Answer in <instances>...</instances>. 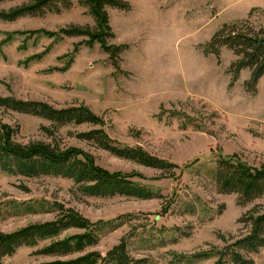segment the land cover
<instances>
[{"label":"rangeland","instance_id":"obj_1","mask_svg":"<svg viewBox=\"0 0 264 264\" xmlns=\"http://www.w3.org/2000/svg\"><path fill=\"white\" fill-rule=\"evenodd\" d=\"M18 1H2L0 9ZM126 1L128 10L108 8L114 33L108 41L125 46L118 66L99 43L88 46L83 36L51 35L69 24H95L78 3L61 13L0 20V95L57 108L85 104L104 120L102 127L115 142L140 146L176 167H148L77 137L99 125L56 128L62 147L81 150L101 168L161 196H88L69 178L0 172V232L5 235L55 221L67 211L92 224L106 222L95 231L97 243L84 251L42 252L56 240L88 231L72 227L18 247L2 264L63 263L92 253L100 257L95 264H104L102 257L125 238L129 254L141 264H214L248 234L251 225L241 221L247 211L264 203L240 205L236 194L219 191L213 174L220 155L251 167L264 165V75L255 92L249 91L250 69L236 78L231 69L238 56L227 47L218 55L209 48L225 23L264 27V0ZM0 121L18 128L16 140L23 144L52 141L42 129L51 126L44 118L0 108ZM249 256L254 264H264V249Z\"/></svg>","mask_w":264,"mask_h":264},{"label":"trees","instance_id":"obj_2","mask_svg":"<svg viewBox=\"0 0 264 264\" xmlns=\"http://www.w3.org/2000/svg\"><path fill=\"white\" fill-rule=\"evenodd\" d=\"M7 1V0H0ZM14 1V0H10ZM75 3L87 8L95 24H69L51 35L83 36L84 43L93 46L99 43L103 50L119 65L118 59L125 46L110 43L114 37L109 22L108 8L128 10L126 0H19L8 9H0V20L14 21L25 16H45L49 13H61L71 9ZM222 47L231 49L238 56L231 65L235 76L244 68L251 71L246 82L247 89L255 92L259 79L264 75V27L255 28L248 22L225 23L211 38L209 48L213 54H219ZM0 108L19 113L35 115L51 122L50 127L43 126L51 142L32 141L23 144L16 140L19 132L14 125L0 121V172L24 177L43 175L61 176L74 181L84 195L112 197L124 195L136 198H154L161 196L148 186L129 179L126 175L110 172L101 168L91 155L84 154L74 147H62L56 138V128L66 124L99 125L100 128L79 132L77 137L109 151L111 154L138 162L148 167L170 170L176 165L154 156L140 146H122L107 134L104 120L85 104L57 108L40 100H24L14 96L0 95ZM215 183L221 193L236 194L240 205H247L257 199L264 201V165L251 167L233 156H218L213 169ZM264 206V203L261 204ZM261 205L248 210L241 221L250 224L248 234L229 245L214 264H254L250 254L264 249V212ZM106 225L92 224L73 211H67L55 221L36 223L5 235L0 232V264L4 256L12 255L24 244H35L40 240L53 238L62 231L76 227L88 229L83 234L56 240L42 252L48 255H68L84 251L86 247L97 243L96 229ZM129 240L123 239L102 257L104 264H141L128 251ZM243 252V253H242ZM100 257L89 254L75 261L46 262L41 264H95Z\"/></svg>","mask_w":264,"mask_h":264}]
</instances>
